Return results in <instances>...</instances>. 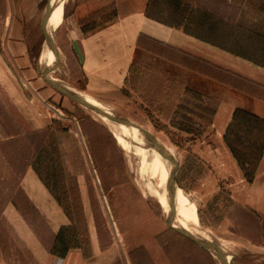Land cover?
Returning <instances> with one entry per match:
<instances>
[{
    "label": "rangeland",
    "instance_id": "1",
    "mask_svg": "<svg viewBox=\"0 0 264 264\" xmlns=\"http://www.w3.org/2000/svg\"><path fill=\"white\" fill-rule=\"evenodd\" d=\"M225 1L185 0L190 2V16L180 29L196 39L184 47L190 53L168 48L161 42H138V46L171 56L194 73L170 66L169 73L162 69L155 73L149 68L151 63H146V67L132 64L118 92H109L111 97L109 93H99L106 105L79 91L85 87L86 78L64 40L62 25L71 11L72 0H66L63 17L51 34L52 58L48 67L39 64V57L44 48H49L45 39L55 24L53 0H0V88H6L1 96L14 97L13 105L0 107V128L9 135L22 132L21 125L43 126L25 139V146L35 150L32 165L46 185L47 215L57 212L61 216L60 234L51 238L46 229L50 218L47 222L40 218L16 187L0 186V198L13 189L17 200L12 204L0 202V210L12 205L24 222L27 219L32 228L38 229L41 234L36 237L47 244L52 260L75 247L84 256V264H88L92 249L97 246L109 249L103 264H219L216 255L234 264H264V224L233 198L239 181L252 183L257 173L264 145V122L236 108L225 127L224 123H216L218 98L227 100L232 96L219 83L262 99V85L251 79L261 80V76L237 74L243 66L241 60L215 59L213 48L200 52L197 42L201 36L212 46L217 39L227 50L238 54L245 52L241 41L264 46V0H233L238 15L224 6L222 11L216 9V4ZM199 5H206L207 11L199 10ZM200 22L206 23V36ZM234 23L240 27L238 34ZM233 40L239 47L233 45ZM45 68L51 82L141 125L171 149L166 165L171 170L177 200L191 207L200 228L219 240L216 246L224 252L223 256L212 248L204 250L191 240L197 241L188 231L166 219L160 208V191L148 195L144 189L142 183L154 184V179L143 170L140 158L117 145L106 121L48 84L41 76ZM236 110L242 114L233 120ZM227 112L225 108V116ZM14 141L16 145L7 142L3 147L13 161L14 153L21 155L17 148L22 147V139ZM230 148L242 161L236 160ZM144 149L159 163L149 144L144 143ZM2 169L6 171V166H0ZM9 243L7 235H0L5 258ZM15 261L23 263L17 258Z\"/></svg>",
    "mask_w": 264,
    "mask_h": 264
},
{
    "label": "crops",
    "instance_id": "2",
    "mask_svg": "<svg viewBox=\"0 0 264 264\" xmlns=\"http://www.w3.org/2000/svg\"><path fill=\"white\" fill-rule=\"evenodd\" d=\"M203 1L206 2V0ZM188 3L190 2H185V0H167L166 3L161 0H72L71 11L62 21V25H64V40L69 44L70 51L77 58L80 71L86 78L85 87L79 91L106 104L99 93L118 92L123 87L132 64L146 67V63H151V65L148 64L150 65L148 67L155 73H158L159 69H162L164 73H169L172 71L171 68L174 70L176 68L185 69L191 73L192 71L188 67L174 62L171 56L160 55L148 47L138 46V42L156 41L164 43L168 48L173 47L190 53L184 47L185 45L190 46V43L196 39L191 37L190 32L180 29L181 26H185V22L190 16L187 13V6L190 5ZM223 6L231 8V10L234 9L238 15L239 10L233 8L235 6L233 0H226L224 4H216V9L222 11ZM198 9L203 12L207 11L206 5L203 7L199 5ZM164 16L166 21H164ZM235 22H238V16H236ZM236 23L234 25H238ZM200 25L205 28L204 35L206 36V23L200 22ZM239 28V25L235 28L237 34ZM250 31L247 29V32ZM216 32L218 31L215 27ZM237 41L239 42V40ZM197 42L200 52H203L204 49L206 51L207 47L213 48L215 59L241 60L243 66L236 73L245 77L261 76V80L258 78L251 79L262 85L264 89V46H260L261 48L255 46L256 43L250 40L245 44L241 41V50L245 52L238 54L227 50L226 46L222 45V42L218 43L219 40L217 41V39L212 46H208L207 40L202 39L201 36ZM233 42L234 46L239 47L235 40ZM232 48L235 49L236 47ZM191 55L199 59L205 58L199 54ZM20 59H22L21 56ZM2 65H5L3 61ZM219 84L226 88L232 96H229L230 98L228 97L227 100H223V96L218 98L216 123L220 125L224 123L222 126L225 127L231 113L236 108L243 109L264 122V97L260 99L234 86ZM5 90L6 88H0V107H9L14 102L13 96H7V98L1 96V92ZM111 94L109 93V97L112 96ZM225 108L228 109L226 116L223 113ZM20 127L22 132H12L9 135L0 128V166H6V171L0 170V180L2 181L0 186L16 187L24 199L33 206L40 218L46 222L50 218L46 229L47 231L49 229L48 234L53 239L60 234L61 222L58 223V220L61 219V216L56 214L57 212L55 214L49 212L50 216L47 215V203L49 201L46 185L32 165L36 153H32L35 151L33 148L25 146L27 143L25 139L30 138L35 132L41 131L43 126L34 124L31 126L29 123ZM16 139H22L19 143L22 147L16 146V148L20 147L17 150L21 151V155L14 153L15 160L13 161L5 154L3 147L7 142L16 145L14 141ZM261 153L262 158L252 183H246L241 179L233 198L238 206L247 210L264 224V145ZM16 155L19 156L20 162H17ZM8 191L3 190V193ZM14 193L12 189L5 198H0V202L15 203L17 200L13 198ZM23 218L14 210L12 205H8L6 210L3 208L0 210V235H7L8 241H10L6 249V258L1 253L4 249L0 244V264H20L15 261L16 258L23 260L21 264H84L86 262L79 249L75 247L69 249L63 257L52 260L50 251L45 247L47 244L44 245L36 237L37 234L41 233L38 229L32 228L27 219V223L24 222ZM108 250L107 248L93 247L92 256L89 257L90 259L88 258V264H103V257L107 255ZM15 252H17L16 257H14Z\"/></svg>",
    "mask_w": 264,
    "mask_h": 264
},
{
    "label": "bare ground",
    "instance_id": "3",
    "mask_svg": "<svg viewBox=\"0 0 264 264\" xmlns=\"http://www.w3.org/2000/svg\"><path fill=\"white\" fill-rule=\"evenodd\" d=\"M65 2L66 0H53V3L55 5V14L53 16L55 17V24L52 26V29L47 36L49 40L51 39V34L55 26L60 23L63 17V8ZM46 43L47 42H45V44ZM51 58L52 51L50 47L47 50H45L44 48V51L39 57V64L43 65L42 67H48ZM48 74L50 75L49 72ZM57 85L64 91L71 93L81 99V104L83 107L88 110L89 108H92L93 110H89L90 112L95 114L100 119L106 121V128L109 130V132H111L116 140L117 145L125 153L133 154L140 158L141 164L144 168L143 170L148 172V175L150 174L149 178L151 177L152 179H154V184H150L149 182L144 181L142 183L144 184V189L148 195L152 194L154 190L157 192L160 191L159 193L162 196L160 208L162 214L166 216V219L172 223L179 224L182 228L190 233L191 237L196 238L198 242L209 245L207 248H212L217 251L219 255L223 256L224 252L218 250L216 246L217 244H219V240L216 237L211 238V232H209L208 230H202L200 228V224L197 221L196 214L191 207L187 206L186 204L184 205L177 200L176 196L178 195L176 190L173 188L171 180V170L166 165L167 159L172 154L171 149L168 148V146H166L164 142L161 141V143H159L158 140L153 136V134L141 125L136 124L135 122H130L129 119L121 118L111 109H108L87 97H81L74 94L66 86L59 84ZM144 143H147L152 147L154 152L152 150L151 152L154 153V156L156 153V158H158L160 164L154 160V157L151 156L152 154L149 155L148 153L144 152ZM138 175H140V173ZM225 260L226 262H230V264H234L228 259Z\"/></svg>",
    "mask_w": 264,
    "mask_h": 264
},
{
    "label": "water",
    "instance_id": "4",
    "mask_svg": "<svg viewBox=\"0 0 264 264\" xmlns=\"http://www.w3.org/2000/svg\"><path fill=\"white\" fill-rule=\"evenodd\" d=\"M46 42L49 44L50 49L52 48V43L50 42V40L47 38L45 39ZM48 73V70L45 68L42 70L41 72V76L42 78L48 83L50 84L52 87H54L56 90H58L59 92H61L62 94L68 96L69 98H71L72 100H74L75 102L81 104L82 101L81 99H79L78 97H76L75 95L68 93L66 91H64L61 87H59L57 84H55L54 82H51L49 79L46 78V75ZM89 110H93L92 108H89ZM116 123V122H115ZM189 197V196H188ZM190 199V198H189ZM191 239V238H190ZM192 241L196 242L201 248L209 251V249L207 248L209 245L204 244L202 242H198L196 240L191 239ZM216 260L219 264H229L228 262H226L222 257H219L218 255H216Z\"/></svg>",
    "mask_w": 264,
    "mask_h": 264
},
{
    "label": "trees",
    "instance_id": "5",
    "mask_svg": "<svg viewBox=\"0 0 264 264\" xmlns=\"http://www.w3.org/2000/svg\"><path fill=\"white\" fill-rule=\"evenodd\" d=\"M242 113L240 112V111H238V110H236L235 112H234V114H233V120H235L239 115H241ZM250 116V115H249ZM254 116H252V118H253ZM230 151H231V153H232V155L236 158V160L238 161V162H240V161H242L241 160V158H240V156L237 154V152H235L233 149H231L230 148Z\"/></svg>",
    "mask_w": 264,
    "mask_h": 264
}]
</instances>
